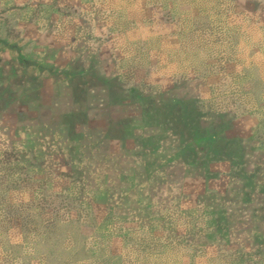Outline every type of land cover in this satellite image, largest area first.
I'll return each mask as SVG.
<instances>
[{
    "label": "rangeland",
    "instance_id": "1",
    "mask_svg": "<svg viewBox=\"0 0 264 264\" xmlns=\"http://www.w3.org/2000/svg\"><path fill=\"white\" fill-rule=\"evenodd\" d=\"M42 2L56 48L6 28L25 9L0 0V39H18L0 45V104L12 85L72 87L78 101L90 88L119 120L106 134L118 168L105 173L119 187L100 196L118 197L104 208L96 187L13 191L22 180L0 178V264H264V0ZM38 47L41 69L19 58ZM11 153L1 167L41 163Z\"/></svg>",
    "mask_w": 264,
    "mask_h": 264
},
{
    "label": "crops",
    "instance_id": "2",
    "mask_svg": "<svg viewBox=\"0 0 264 264\" xmlns=\"http://www.w3.org/2000/svg\"><path fill=\"white\" fill-rule=\"evenodd\" d=\"M13 2L24 8L25 12L20 19H16L10 25L7 24L6 28L18 30L20 32L18 38L34 45L39 44L43 36H48V48H56L59 41L52 36V29L53 21L57 18L55 16L52 18V15L49 18L51 21H44L42 16L44 12L39 14L37 9L41 6L39 4L43 5L42 0H13ZM210 12L212 9L208 8L202 11L205 15ZM228 14L231 18L232 14H235L230 6ZM235 24L232 22L233 28ZM17 40L0 39V45L10 47L15 45ZM20 51L19 54L23 56L19 58H22V61L27 58L33 60L37 66L42 65L46 59L45 50L42 48L38 50L36 48L27 55ZM59 53L56 50L51 56V61H46V64H56ZM47 84L46 87L12 85L9 87L11 92L9 99L0 104V158H5L11 152H19V155L20 152H27L34 156L35 161L41 158V163H34V168L31 159L25 161V158L19 157L11 168H7L6 162L3 161V167L0 166V178H5L7 181L22 180V183L18 182V185L10 186L8 183V187L13 191L26 190L28 180L36 183L43 180L57 194L60 191L58 188L67 186L69 194L73 195L80 191L88 197L91 194L89 190L95 187L99 190V197L102 189L119 187L115 180L113 184L112 181L108 183L105 175L108 168L114 167L115 170L118 168L116 165L118 164L116 159L119 157L118 142L110 141L108 144L106 134L117 129L119 120L115 119V115L109 117L106 110L105 114L101 112L104 105L91 98L90 88H88L90 93H87L85 100L78 101L74 98L72 87ZM2 88L0 87V90ZM25 93L31 94V97H27L28 100H24ZM83 112H85L83 121L71 122L72 115ZM227 138L230 137L227 136ZM232 139L236 137L233 136ZM5 141H8L10 146L7 147ZM94 144H97L95 149ZM77 154L78 157L75 158ZM133 156L137 157L132 153ZM131 163L133 166V160ZM131 170L133 173V169ZM74 173H78L77 179L71 176ZM106 193V191L103 192L99 199L104 208L108 204L115 203L118 197L114 191H111L109 195ZM13 194L14 192L11 194L9 191L10 201L16 203L12 201ZM67 217L69 214L65 215V218Z\"/></svg>",
    "mask_w": 264,
    "mask_h": 264
},
{
    "label": "flooded vegetation",
    "instance_id": "3",
    "mask_svg": "<svg viewBox=\"0 0 264 264\" xmlns=\"http://www.w3.org/2000/svg\"><path fill=\"white\" fill-rule=\"evenodd\" d=\"M39 67H40V69H41V65H40Z\"/></svg>",
    "mask_w": 264,
    "mask_h": 264
}]
</instances>
